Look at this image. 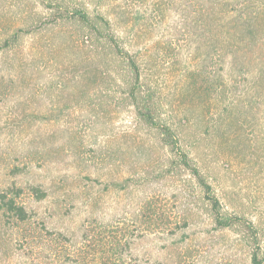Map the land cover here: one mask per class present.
<instances>
[{
    "label": "rangeland",
    "instance_id": "rangeland-1",
    "mask_svg": "<svg viewBox=\"0 0 264 264\" xmlns=\"http://www.w3.org/2000/svg\"><path fill=\"white\" fill-rule=\"evenodd\" d=\"M189 1L0 0V181L25 190L31 213L3 230L0 264H251L246 233L215 228L196 181L137 119L126 64L77 24L51 23L58 3L117 16L123 43L147 61L159 115L224 210L259 225L264 248V92L248 72L260 58H220L213 21H201L211 9ZM223 58L235 69L218 75ZM193 72L202 88L191 103Z\"/></svg>",
    "mask_w": 264,
    "mask_h": 264
},
{
    "label": "trees",
    "instance_id": "trees-1",
    "mask_svg": "<svg viewBox=\"0 0 264 264\" xmlns=\"http://www.w3.org/2000/svg\"><path fill=\"white\" fill-rule=\"evenodd\" d=\"M261 0H190L186 4L187 9H211L207 13H200L201 21L205 19L213 23L214 34L212 49L220 58L230 55L235 61L240 57L253 54L260 58L259 65L254 63L250 66L256 74L251 83L253 86L261 87L264 92V5ZM196 4V6H195ZM60 9L55 15L53 24L63 22L75 23L81 28L85 35L83 40L87 44L103 43L113 51L115 57L126 64L128 69L127 97L134 108L139 122L146 128L157 131L160 142L168 147L176 157L173 164L187 171L196 181L206 202L208 211L217 230H225L239 226L246 233L249 240V255L251 264H264V248L262 232L257 223L248 219L245 215L230 214L224 210L221 197L218 195L214 185L209 180L203 167L193 157L192 153L183 146L181 133L175 128L173 122L162 119L159 115L157 93L151 89L145 79V65L147 61L139 57V53L133 52L131 46L125 45L121 37L120 24L117 25V16L91 13L88 9L91 3H84L73 9H64L62 3L57 4ZM252 5L254 9H250ZM161 8V7H160ZM22 33L23 31L20 30ZM18 36L7 40L1 48H9ZM255 62H257L255 60ZM235 63L225 66L224 58L219 60L217 74L235 69ZM247 67L249 65H246ZM259 66V67H258ZM246 67V69H247ZM259 68V69H258ZM198 75L194 72L187 76L189 87L193 94H186L184 98L190 97L193 103L195 97L201 92L202 87L195 86ZM221 84H224L223 79ZM187 118L181 122L185 124ZM30 191L38 200H43L46 193L39 187H30ZM25 190L14 182V179L5 178L0 181V246H2L4 229L10 226H21L26 224L31 213L22 201ZM1 248V247H0Z\"/></svg>",
    "mask_w": 264,
    "mask_h": 264
}]
</instances>
